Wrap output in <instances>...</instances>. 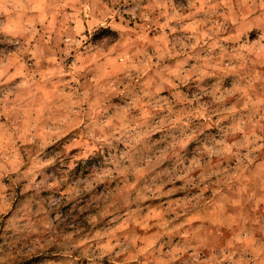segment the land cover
I'll return each mask as SVG.
<instances>
[{
	"label": "rangeland",
	"instance_id": "obj_1",
	"mask_svg": "<svg viewBox=\"0 0 264 264\" xmlns=\"http://www.w3.org/2000/svg\"><path fill=\"white\" fill-rule=\"evenodd\" d=\"M0 264H264V0H0Z\"/></svg>",
	"mask_w": 264,
	"mask_h": 264
}]
</instances>
